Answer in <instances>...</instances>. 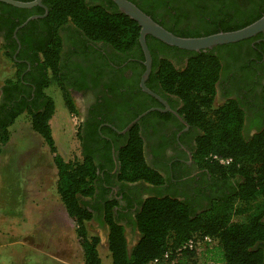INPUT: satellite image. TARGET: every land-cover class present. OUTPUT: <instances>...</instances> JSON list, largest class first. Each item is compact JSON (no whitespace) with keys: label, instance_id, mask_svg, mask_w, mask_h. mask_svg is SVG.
<instances>
[{"label":"trees","instance_id":"1","mask_svg":"<svg viewBox=\"0 0 264 264\" xmlns=\"http://www.w3.org/2000/svg\"><path fill=\"white\" fill-rule=\"evenodd\" d=\"M129 1L177 35L158 22L153 14L152 5L161 0H144L141 4L136 0ZM214 1L218 2H214L216 6L223 5V0ZM42 4L47 13L40 5L20 8L0 1V28H6V43L2 48L14 66L19 67L16 77L7 78L8 86L2 88V92L9 103L13 96L17 97L16 91H23V81L29 80L27 75L21 77V74L28 62L31 68L40 71L35 86L36 95L42 99L39 102L36 99L29 101V90L28 97H22L11 111H7V101L0 105V145L9 140V126L16 117L25 111L29 112L31 128L43 138L53 155L57 169V192L75 223L83 262L103 264L98 252L100 238L96 234H90L86 225L94 217L92 211L96 206L81 202V197L91 198L95 194V183L99 178L97 165L94 164L92 156L87 154L82 160L66 161L57 152L49 122L55 106L44 90L50 79L54 78L65 91L64 78L60 74L61 31L69 33V38L75 34L77 47L81 46V49L102 43L115 53L125 55V58H143L138 40L140 27L136 21L121 13L112 1L111 6L97 0H42ZM158 5L159 3L156 6ZM34 14L42 16L28 21L16 31L21 50L15 58H24L23 54L28 51L33 55L32 59L26 58L27 62L20 65L12 57L17 46L13 31ZM263 14L264 1L257 2L249 10L232 13L228 23H224L227 25L222 28L217 29L210 25V28L207 27L199 35L236 30ZM150 36L146 35L145 40L153 64L145 85L168 101L172 97L178 99L180 113L199 129L195 158L200 161L206 157L210 176L220 187L222 184L224 187L212 192L209 202L204 206H195L188 197L180 199L157 194L143 199L131 220L138 231L137 241L131 249H128L124 226L115 218V209L118 207L115 208L112 203L116 201H107L104 206L105 220L100 223L108 229L109 264H151L154 259L158 260L157 264L174 261L176 264H187L193 259L199 243L192 249L181 246L192 237L204 242V253L214 264H264V127L251 136H245L244 113L238 102L227 100L219 106L214 105L215 83L219 71L218 55L212 51H187L156 38L162 45L163 54L179 49L188 55L184 68H176L167 57L157 59L158 54L150 45ZM263 36V33H259L251 39H261ZM119 64L115 62V65ZM49 71L52 72L51 75L48 74ZM139 79L140 72L133 81V87L138 90ZM13 89L16 91L9 93ZM262 95L264 99V85ZM151 100L152 97H148V104L141 105L137 114L150 107L148 105ZM65 104L70 113H76L67 92ZM134 126L131 131L133 138L117 155L120 164L119 178L158 185L163 179L144 161L140 153L141 141L135 131L137 125ZM219 159H229V162L222 163ZM258 200L260 203H256ZM204 236H208L211 241H203Z\"/></svg>","mask_w":264,"mask_h":264},{"label":"flooded vegetation","instance_id":"2","mask_svg":"<svg viewBox=\"0 0 264 264\" xmlns=\"http://www.w3.org/2000/svg\"><path fill=\"white\" fill-rule=\"evenodd\" d=\"M97 1L109 6L111 1L114 3L113 0ZM136 1L141 4L144 0ZM261 1L264 0H223V5L216 6L214 2H218L214 0H161L152 7L158 22L178 36L199 37L203 36L199 34L205 32L204 29L207 27L210 28V25L220 29L227 25L224 23H228L232 13L249 10ZM158 3L159 5L156 6ZM60 34L62 37L60 74L64 78L65 91L59 85L64 103L67 92L79 120L78 153L81 160L85 154L92 156L94 164L97 165L96 172L99 174L95 183L94 198L81 197L82 203L96 206L92 211L94 217L90 221L102 226L100 222L105 220L104 206L109 200L116 201L112 203L115 208L118 207L115 209V218L124 226L127 238L128 235H136L138 232L131 220L143 199L157 194L180 199L188 197L187 199L195 206H204L209 202L212 192L218 188L223 189L224 184L220 187L218 182L210 176L207 161H205L207 158L200 161L195 158L199 129L191 125L180 113L181 105L178 99L172 97L168 98V101L150 89L162 99L160 100L143 91L140 85V90L133 87L134 78L139 76V72L141 77L145 70L144 56L143 58H125V55L115 53L109 46L102 43H95L91 48L81 49V46L77 47L75 34L71 38L69 33L61 31ZM5 36L6 28L1 27V47L6 43ZM73 38L75 41H72ZM150 38V45L158 54V60L167 57L176 68H184L188 61V55L185 52L173 49L168 54H163L162 45L155 37L150 36ZM248 39L200 50L212 51L213 54L218 55L219 71L213 103L219 106L227 100L238 102L244 113L243 135L245 136H251L264 127L262 95L264 36L261 39H251V37L249 41ZM15 40L17 46L12 57L21 65L27 62L26 58L32 59L33 55L29 51L23 52L25 57L16 59L21 46L17 36ZM115 62L120 64L115 65ZM11 63L12 76L16 77L19 67L14 66L12 60ZM152 64L151 56L150 65ZM48 74L51 75L52 72L49 71ZM24 75H27L29 81H23V91L15 89L9 91V93L16 91L17 94V97L13 96L9 103L2 92V88L8 86L7 79L0 86V105L7 101V111H11V108L18 105L22 97H28L29 90L31 94L29 101L42 100L36 95L35 86L40 71L31 68L27 62L21 77ZM148 97H152V100L148 105L150 107L146 110H151L128 127L138 115L144 112L137 114L141 105L148 104ZM134 125H137L135 131L141 141L140 153L144 161L163 179V182L158 185L145 181L130 182L119 178L120 164L117 155L133 138L131 131ZM104 226L107 229V226Z\"/></svg>","mask_w":264,"mask_h":264},{"label":"rangeland","instance_id":"3","mask_svg":"<svg viewBox=\"0 0 264 264\" xmlns=\"http://www.w3.org/2000/svg\"><path fill=\"white\" fill-rule=\"evenodd\" d=\"M12 75L13 66L11 63V59L4 53L3 48L0 46V86L2 85L5 79L11 77ZM44 91L47 95L51 97L55 106L54 114L52 115L49 122L57 152L66 161L81 160L80 153H78L77 140V127L79 121L78 116L68 111L64 103V97L60 85L54 78L50 79L49 85L45 88ZM10 134L12 136V139L10 144L5 147L6 153H44L43 156H46L47 158L48 156L52 155L43 138L33 132L31 128L29 112L25 111L16 117L14 122L9 126V135ZM30 178L32 179L27 180L25 184V186L30 190L27 192H32L33 194L44 193V199H52L51 209H49V207L44 209L43 206L41 208V211L42 213L45 211V213H47L48 215H50L51 213V217L53 220L49 221L48 224L51 225V229L49 231L52 235L54 251L60 259L66 261H62L59 258L47 259L44 257V255L41 258L39 253H33L30 250V253H28L27 255L22 254V252H20L21 256L18 257L19 261H17L16 264H68L67 261H70V263L73 264H80L83 256L82 248L78 242V238L75 232V223L72 218L67 214V211L65 210L64 205L62 204L59 194L56 190V169L54 168L50 175H39L38 173H34L30 176ZM10 186L3 187L4 189H7L6 191H3V194H8V196L11 198L14 195L12 194V191H17L18 188L15 187V184L13 187ZM9 197H6V199L4 197L3 200L5 202L6 209L7 204L9 203ZM24 198L25 197L22 194L20 200L25 202L26 200H24ZM42 203H44V201ZM256 203H260V201L258 200L256 201ZM256 203L254 204L255 206L257 205ZM26 210L29 213L28 215H31V209L29 208ZM86 225L90 234H96L99 236V255L103 264H109L110 254L107 249L106 227L103 225L100 226L97 222L93 221H88ZM23 226L31 228V230H33L34 232L35 226L31 227L32 223L26 222L25 224H23ZM28 235L31 237L30 234ZM25 236L26 235H23L16 242V244L19 243L17 247L23 248V250L29 248L26 244H24L25 241L23 239ZM137 238L138 233L136 235H128V249H131V247L137 241ZM21 241L24 242L21 243ZM203 243L204 242H199V246L195 250V255L193 256V259L189 260L187 264H214L206 257L204 253L205 246ZM5 258H8V255L6 253L1 254V260L4 261ZM20 259L22 260L20 261ZM169 264L176 263L174 261L170 262Z\"/></svg>","mask_w":264,"mask_h":264},{"label":"crops","instance_id":"4","mask_svg":"<svg viewBox=\"0 0 264 264\" xmlns=\"http://www.w3.org/2000/svg\"><path fill=\"white\" fill-rule=\"evenodd\" d=\"M33 132L38 134L34 130ZM11 139L12 136L10 134L7 143L0 146V264H16V262L19 261L18 257L21 256L20 252L27 255L30 253V250L33 253H39L41 258L44 255L47 259H57L59 257L55 254L52 235L49 231L51 225L48 224V222L53 219L51 213L48 215L45 211L43 213L41 211L43 206L44 209L47 207L51 209L52 199H44V193L33 194L32 192H27L30 190L25 186L27 180L32 179L30 176L34 173H38L39 175H50L54 168L56 169L53 162V155L47 158L43 156L44 153H6L5 147L10 144ZM10 184L12 187L15 184V187L18 188L17 191H12L14 195L11 198L8 194H3V191L7 190L3 187L10 186ZM22 194L25 197V202L20 200ZM4 197L5 199L9 197L7 209L3 201ZM43 201L44 203H42ZM25 207L26 209H31V215H28L29 213ZM26 222L32 223L31 227L35 226L34 232L31 228L23 226ZM28 234H30L31 237ZM23 235H26L23 239L26 243L24 241H21V243L24 242V244L29 247L25 250L17 247L19 243L16 244L18 239ZM3 253L8 255V258H5L4 261L1 260V254ZM22 259H20V261ZM67 262L68 264H73L70 263V261ZM80 264H84L83 256Z\"/></svg>","mask_w":264,"mask_h":264},{"label":"water","instance_id":"5","mask_svg":"<svg viewBox=\"0 0 264 264\" xmlns=\"http://www.w3.org/2000/svg\"><path fill=\"white\" fill-rule=\"evenodd\" d=\"M0 1L9 3L13 6L20 8H31L36 5H40L45 8V6L42 4V0H31V1L0 0ZM113 1L121 13L127 15L129 18L136 21V23L140 27L138 40L145 58L144 61L145 70L140 77L139 85L143 91L149 93L150 95L160 100L162 99L157 94H155L150 89H148V87L145 85V81L147 80L151 69V65H150L151 56L145 40L146 35L149 34L171 46H176L178 48L191 50V51H200L203 49L212 48L217 45L244 40L253 37L259 33L264 34V14H263L258 19L251 22L250 24L236 30L219 31L216 33H212L205 36H199V37H182L175 35L172 32L165 29L163 26H161L156 21H154L148 14H146L139 7H137L133 2L129 0H113ZM45 13H47L46 8H45ZM40 16L42 15L34 14L27 17L21 24H19L14 29L13 32L14 37L16 38V31L20 27L24 26L28 21L38 18ZM149 110L151 109H148L143 113H141L140 115H138L136 119H134L128 125V127L131 126L133 123H135L139 118H141V116L146 114Z\"/></svg>","mask_w":264,"mask_h":264},{"label":"built area","instance_id":"6","mask_svg":"<svg viewBox=\"0 0 264 264\" xmlns=\"http://www.w3.org/2000/svg\"><path fill=\"white\" fill-rule=\"evenodd\" d=\"M214 158L217 159L216 156H214ZM220 162L222 163H228L229 162V159H219ZM203 241L205 242H210L211 239L208 237V236H204L203 237ZM199 243V241H197L194 237L188 239L182 246L181 248H189V249H192V248H195L197 246V244ZM168 254L166 253L165 256H167ZM158 260L157 259H154L151 264H157Z\"/></svg>","mask_w":264,"mask_h":264}]
</instances>
